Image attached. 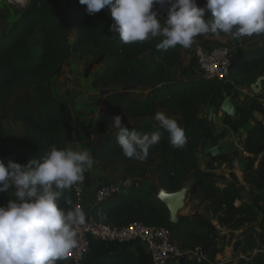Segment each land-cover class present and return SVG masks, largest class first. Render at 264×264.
Here are the masks:
<instances>
[{
	"label": "trees",
	"instance_id": "obj_1",
	"mask_svg": "<svg viewBox=\"0 0 264 264\" xmlns=\"http://www.w3.org/2000/svg\"><path fill=\"white\" fill-rule=\"evenodd\" d=\"M28 1V5L20 11L18 21L0 36V105L11 98L16 87L31 83L36 109L30 110L23 105L12 109V118L21 121L29 139L10 135L0 118V161L7 164V160L12 159L23 165L33 157L46 154L53 145L65 148L72 125L66 114L67 107L61 105L53 94L52 77L60 72L71 51L81 50L97 55L99 61L105 57L110 60L94 84L101 82L105 87L119 88L132 83L147 88L148 94L144 99L119 97L114 93L107 97L112 106L122 110L121 115L129 118L151 117L157 108H163L181 116L187 138L183 148L173 147L168 132L159 126L143 124L131 128L141 134L160 133L161 139L149 149L148 157L155 155L159 159L158 182L161 188L169 192L180 190L186 174L197 169L194 151L201 138L197 116L200 108L216 93L217 84L204 77L174 78L173 71L180 64L183 51L180 45L167 50L159 49L157 45L160 41L151 37L143 42L122 43L117 34L109 31L114 21L107 8L88 15L86 6L81 5L79 0H65L63 10L59 9L63 0ZM204 19H211V13L206 12ZM69 34L74 36L71 47L67 45ZM255 37L264 38V34ZM33 38H38L40 51L36 61H30V40ZM249 53H252L250 58ZM261 75H264V47H257L233 60L228 79L235 85L249 86ZM250 108L261 115L241 141L247 154L243 181L250 187V201L236 204L239 195L233 187H219L215 181L196 173L190 193L201 192L204 207L203 212L196 210L188 219L172 223L166 207L156 195L130 186H124L118 196L93 205L90 214L94 216L96 209L110 201L111 207L105 214L96 216L97 221L120 226L128 221L140 220L147 225L166 227L172 239L185 250H198L205 256L199 260L182 259L179 264H214L222 249L217 241L216 225L232 233L247 224L258 223L257 236L249 233L244 238L248 251H255V254L251 260L239 258L236 264H264V106L253 102ZM108 118V114H104L97 121L98 131L104 137L92 149V155L109 163L141 162L123 154L116 133L105 136ZM10 198L11 191L0 193V205L6 204ZM69 201L70 204L67 203ZM74 203L73 189L65 190L60 206L67 209ZM57 264L72 263L65 257ZM108 264L136 263L125 257Z\"/></svg>",
	"mask_w": 264,
	"mask_h": 264
},
{
	"label": "clouds",
	"instance_id": "obj_2",
	"mask_svg": "<svg viewBox=\"0 0 264 264\" xmlns=\"http://www.w3.org/2000/svg\"><path fill=\"white\" fill-rule=\"evenodd\" d=\"M88 15L107 8L113 23L109 31L122 43L143 42L161 37L157 47L167 50L177 45L190 48L197 36L213 33L234 38L264 34V0H79ZM168 5L166 17L159 18L155 5ZM206 12L211 19L205 20ZM163 21V22H162ZM153 119L169 134L173 147L187 143L178 121L163 111ZM117 142L126 157L145 160L149 149L159 143V132L141 134L111 118ZM94 158L87 148L51 146L39 158L21 165L12 159L0 161V193L11 191L0 205V264H57L77 247V228L86 222L81 207L60 206L65 190L82 183L92 169ZM131 183V181H126ZM70 204V201L67 202Z\"/></svg>",
	"mask_w": 264,
	"mask_h": 264
},
{
	"label": "rangeland",
	"instance_id": "obj_3",
	"mask_svg": "<svg viewBox=\"0 0 264 264\" xmlns=\"http://www.w3.org/2000/svg\"><path fill=\"white\" fill-rule=\"evenodd\" d=\"M10 2H12L19 11L25 8L29 3L28 0H10ZM196 2L198 6H203L205 0H196ZM64 7L65 0L60 3L59 9L63 10ZM167 7L168 5L166 4L163 6H154V10L158 12L159 18L166 17ZM68 36L69 40L67 45L71 47L74 36L71 34ZM253 38L254 36L236 38L241 41V43H238L237 45L233 41H230V46H235L233 49H230L232 50L231 56L233 60H237L239 57V55L235 56L237 51L245 49V46L249 44H254L255 40ZM201 39V35L197 36L190 48H183L180 64L176 67L173 74L175 79L202 77L197 69L194 56L195 48L198 45L204 44V42H201L203 41ZM30 43L32 51V54H29L30 61H36L40 54L38 38L31 39ZM243 43L245 45H242ZM251 56L252 53H249L248 58ZM142 57L145 58L144 55H142ZM109 63L110 60L108 57L102 58L99 61L97 55H90L81 50L71 51L70 55L63 61L60 72L52 77L53 94L61 105L67 107L68 111L66 114L72 125L71 132L64 143L65 148L71 147L75 150H79L81 147H84L87 148L88 151L92 150L93 141L97 138L102 139L104 137V135L100 134L97 128V121L104 114H108L109 116L106 125L107 131L105 134L107 137L116 133L111 120L115 115L121 116L122 122L129 128L143 124L158 126L157 122L153 119L154 115L151 117L129 118L121 115L122 110L118 107L112 106L107 101L109 95L102 94V91H126L128 85L134 87L130 91V98L144 99L148 94L147 88L132 83H127L119 88L105 87L101 82L94 84ZM216 84V93L219 92L218 90L222 91L224 89L225 91L218 93L217 96H215V93L199 110L200 113L199 117L197 116V127L201 133V138L198 140L194 151L197 169L194 172H188L185 176V181L182 183V188L187 190L184 200V208L182 209L183 211L185 210L189 212L198 209L197 211L203 212L204 203L201 200L202 194L199 191L195 194L188 191L192 181L196 179V173L203 178L215 181L219 187H224V185L230 183L231 187H234V190L237 191L239 195L236 204L251 200V196L248 193L250 187L247 188L248 185L243 181V172L241 173L240 171V166H243L246 157L245 155L247 154L243 151L241 131L238 130L239 133L238 131H234V127L239 126L237 115L228 116L220 110L221 102L225 97H230V99L232 98L233 100H236L241 93L237 88H234V86L238 85L233 86L234 83H232L230 79H226L224 82ZM247 89L249 91L247 99H254L255 94L251 93L249 87H247ZM113 93L114 92H112L111 95H113ZM250 95H252V97ZM248 100H245V108H248ZM18 105H23L30 110L36 109L34 86L31 83L16 87L11 98L3 105H0V118L6 132L16 137H26L29 139L30 136L24 129L21 121L12 118V109ZM209 106H216V112L219 111L220 115L225 117V119L222 120V117L220 116L216 119L214 117L212 121L207 122L205 120V111ZM103 109L107 110V113H102ZM157 111H163L174 117L178 121L179 126L183 128L180 115L168 112L163 108H157L156 112ZM202 111L204 112L202 113ZM229 128L231 129L230 131L228 130ZM230 137L231 139H229ZM214 145L220 149L221 154L212 157L205 151L211 146L214 147ZM91 156L94 158V165L90 170V178H93V181H91L92 186L95 184L104 185L119 183L123 188L126 183L123 184L122 182L130 180L131 183H128L129 185L135 182L139 186L149 189V192L152 190V194L156 196L161 189H164L161 188L158 182L159 159L155 155L148 157L145 161L129 163H109L94 157L92 152ZM237 180L239 181L238 184ZM109 207H111L110 201L103 203L98 209H96L94 217L99 216L100 214H105ZM214 223L216 222L214 221ZM216 228L218 230L217 241L219 247H222V249L216 256L214 264H236L239 258H245L247 260L252 259L255 251H248L244 243V238L249 233H253L257 236L259 233L258 223L247 224L232 233L230 230L220 228L217 225ZM177 263L179 264L180 261Z\"/></svg>",
	"mask_w": 264,
	"mask_h": 264
},
{
	"label": "built area",
	"instance_id": "obj_4",
	"mask_svg": "<svg viewBox=\"0 0 264 264\" xmlns=\"http://www.w3.org/2000/svg\"><path fill=\"white\" fill-rule=\"evenodd\" d=\"M10 1V0H8ZM197 69L202 77L215 83L228 79L233 64L231 50L225 45H198L194 50ZM86 181L72 186L75 203L73 207L83 208V195ZM93 187V186H92ZM122 186L118 183L98 184L93 187V205L105 202L118 196ZM77 247L66 256L72 264H84L89 253L90 240L100 242L124 243L139 241L145 245L151 264H173L182 259H201L204 255L195 251H187L176 243L166 227L147 225L140 220L128 221L115 226L99 222L90 213L86 214V222L77 229Z\"/></svg>",
	"mask_w": 264,
	"mask_h": 264
},
{
	"label": "crops",
	"instance_id": "obj_5",
	"mask_svg": "<svg viewBox=\"0 0 264 264\" xmlns=\"http://www.w3.org/2000/svg\"><path fill=\"white\" fill-rule=\"evenodd\" d=\"M19 18H20V11L17 7L14 6V4L12 2H10L8 0H0V36L7 33L12 28L14 23H16L18 21ZM156 39L160 41L162 38L158 37ZM253 39L255 40L253 45L249 44V45L245 46L246 50L241 49L240 51H237L235 56H238V55L241 56V54L247 50L255 49L257 47H264V38H262V37L256 38L254 36ZM201 40H203L201 42L202 43L204 42V44H203L204 46L205 45L208 46V45L221 44V45H225V46L229 47L230 49H233L235 47V46H230V44H229L230 41H233L234 43H236V45L238 43H241V41H239V39H236L230 35H219V36H214V37L202 35ZM242 45H245V44L243 43ZM175 70H176V68L174 69V71ZM174 71H173V74H174ZM234 85L235 84H233V86ZM247 87H249L251 93H253L250 85L249 86H234V88H237V90H239L241 94L238 96V98H236V100H233L231 98L232 103L234 104L235 109H236L235 114L237 115V120H238V124H239V126L234 127V131H238V130L241 131V133H242L241 141L245 138L247 131L253 125H255V123L258 120L261 119V115L258 112L254 111L250 108L251 103L256 102V103H260L264 106V82H262V87H261V90L258 92V94L253 93V94H255L254 99H249V100L247 99L248 93H249ZM218 91H219L218 93H220V92H224L225 90L223 89L222 91L221 90H218ZM218 93H216L215 96H217ZM250 96L252 97V95H250ZM245 100H248V104H247L248 108H245ZM209 108H210V106L207 108V110L205 109L206 111L204 110L206 112L205 120L207 122H209L207 120ZM204 111H202V113ZM199 113L200 112H198V117H199ZM220 116L222 117V115H220V113L218 111V112L214 113L213 118L215 117V119H216L217 117H220ZM223 116H225V115H223ZM253 117H255L256 119ZM223 119H225V117H222V120ZM228 130L230 131L231 129L229 128ZM238 133H239V131H238ZM229 139H231V137ZM212 148H213V146H211L209 149H207L205 151L210 156H212L210 153ZM89 152L91 154L92 150H90ZM219 152H220V149H219ZM220 154H221V152H220ZM245 156H247V155H245ZM212 157H214V156H212ZM244 165H245V160H244L243 166H240L241 173L243 172ZM84 176H85V181H86V183H85L86 184L85 185L86 191H85V194L83 195V210L85 211L86 214H89L91 212L92 207H93V199H92L93 190L92 189H93V187L97 186L98 184H95L92 187L91 181H93V178H90V170L86 171ZM122 181H118V182H122ZM122 183L124 184V183H126V181H123ZM122 183H121V185H122ZM192 183H193V181H192ZM192 183H191V185H192ZM238 183H239V181L237 180V184ZM191 185H190L189 190H188L189 192L191 189ZM227 185L231 186L230 183H228ZM125 186H130L133 188H137V189L149 192V189H146L143 186L141 187L138 184H136L135 182L131 185L126 183ZM247 188H249V186H247ZM152 192L153 191L151 190L150 193H152ZM186 193H187V190H186ZM245 200H247V199H245ZM182 209L176 215L177 221H182V220L188 219L190 217V215L194 212V210L188 212L185 210L183 211ZM195 210H198V209H195ZM125 257L130 258L136 264H151L149 253H148L145 245L139 241L115 243V242H100V241L95 240V239L90 240L89 253L86 256L84 263H86V264H102V262L104 261V264H108V263L117 261L121 258L123 259ZM173 264H178V263H173Z\"/></svg>",
	"mask_w": 264,
	"mask_h": 264
},
{
	"label": "water",
	"instance_id": "obj_6",
	"mask_svg": "<svg viewBox=\"0 0 264 264\" xmlns=\"http://www.w3.org/2000/svg\"><path fill=\"white\" fill-rule=\"evenodd\" d=\"M262 82H264V75L259 76L254 83L250 85L253 93L257 94L262 87ZM134 87L132 85H128L126 91L121 92H114L116 96L119 97H127L130 96V91ZM112 92L111 90H104L102 91V94L104 95H110ZM220 110L224 113H226L228 116H234L236 113V109L234 104L232 103L230 97H225L220 105ZM217 111L216 106H210L208 111L207 120L210 122L212 121V118L214 116V113ZM102 113H107V110L103 109ZM102 139L97 138L93 141V148L98 146L101 143ZM212 156H218L220 154L219 149L217 146H214L210 151ZM157 199L166 207L168 211V217L169 220L172 223L179 222L176 219L177 213L184 207V200L186 197V189L181 188L178 191L175 192H169L166 189H161L159 193L157 194ZM86 264V263H84Z\"/></svg>",
	"mask_w": 264,
	"mask_h": 264
},
{
	"label": "bare ground",
	"instance_id": "obj_7",
	"mask_svg": "<svg viewBox=\"0 0 264 264\" xmlns=\"http://www.w3.org/2000/svg\"><path fill=\"white\" fill-rule=\"evenodd\" d=\"M16 2V1H15Z\"/></svg>",
	"mask_w": 264,
	"mask_h": 264
}]
</instances>
